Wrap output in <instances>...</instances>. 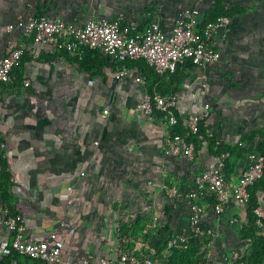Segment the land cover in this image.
Returning a JSON list of instances; mask_svg holds the SVG:
<instances>
[{
    "label": "crops",
    "instance_id": "0c3cea01",
    "mask_svg": "<svg viewBox=\"0 0 264 264\" xmlns=\"http://www.w3.org/2000/svg\"><path fill=\"white\" fill-rule=\"evenodd\" d=\"M38 2L43 0H0V21L6 23L19 15L36 16ZM97 15L116 14H110L106 7L100 12L91 10L74 16L72 20ZM4 41L2 35L1 46ZM59 54L41 50L35 58L27 55L19 68L21 77L17 71L9 85L0 86V142L12 179L8 189L11 205L23 215L27 231L33 237L57 231L63 264H70L89 256L110 257L117 243V226L126 221L122 218L125 208L111 206L110 194L95 180V172L107 160L105 150L121 145L123 151L133 150L137 155L145 152L147 158H135L125 165L139 168L133 169L131 177L127 175L128 181L147 179L155 183L160 177L166 179L171 167L178 169L179 160H171L165 153L167 126L159 118H149L140 108L147 89L135 80L136 73L146 78L137 66H130L129 73L117 79L118 66L114 63L89 59L88 63H94L96 68V73L91 74L71 56L48 60ZM210 67H194L186 72V82L176 92V110L180 118L187 113L206 115L208 132L218 141L235 144L242 133L240 129L231 127L226 132L213 123L214 113L210 112L213 100L208 97V86L199 78L200 70ZM25 78L30 82L26 88ZM18 81L21 85L15 84ZM104 109H108L107 114L102 112ZM230 123L234 124L232 119ZM201 149L208 153L206 144ZM244 162L243 158H233L229 178H235ZM140 168H145L144 174ZM155 168L160 169V175ZM257 197L264 209V186L258 189ZM130 210L133 214L135 206ZM244 217L246 220L244 207L231 203L220 223V239L233 233L236 240L238 233L227 222ZM5 238L0 214V248ZM18 260L21 264H37L20 256Z\"/></svg>",
    "mask_w": 264,
    "mask_h": 264
},
{
    "label": "built area",
    "instance_id": "2783aa9c",
    "mask_svg": "<svg viewBox=\"0 0 264 264\" xmlns=\"http://www.w3.org/2000/svg\"><path fill=\"white\" fill-rule=\"evenodd\" d=\"M200 22V8L197 6L181 7L171 17L159 10L150 25L141 31L137 30L134 21L122 14L97 15L72 21L49 12L40 16L19 15L6 23L0 21V37L5 35L4 44L0 45V85L11 82L12 71L23 56L35 58L41 50L66 52L81 60L86 50L97 49L115 63H121L116 68L117 79L129 73L130 68L122 64L126 61L144 60L159 76L173 73L178 64L188 60L198 68L210 67L220 60L221 40L229 36L234 24L226 16H219L198 29ZM135 80L141 85L145 84V78L139 73H136ZM29 84L25 78L23 86L28 87ZM177 105V93L161 95L156 92L150 95L146 92L140 103V108L149 118L153 117L154 109L163 114L161 120L167 126L165 153L169 158L179 160L180 174H169L170 185L165 183L167 175L155 191L154 197H160L164 203L161 208H155L160 210L153 211L149 218L135 213L130 222L142 219L146 223L140 235L123 237L121 242L124 246L119 248L116 243L110 257L89 256L70 264H160L155 247L160 238L156 232L167 224V208L178 210L180 214L163 232L166 251L195 241L201 248V264H248L250 240H246L245 246H240L241 241L237 238L232 247H226L223 251L220 223L231 203L243 207L248 202L249 187L263 175L264 156L255 147L239 157L245 159L244 168L236 173L234 179L229 178V166H226L230 159L229 152L218 157L207 153V160L199 165L194 164L198 151L188 138L198 134L199 122L204 120L206 124L207 116L187 113L186 117L180 118L185 128L183 135H171L168 129L178 124L174 113ZM102 112L107 114L108 109ZM197 138L202 140L201 136ZM243 148L248 149V146L243 145ZM170 170L172 172L173 168ZM185 176L187 181L183 180ZM0 214L6 232L0 248V259L12 250L38 264H63V249L57 231H48L36 238L28 233L21 213L11 214L8 207L0 203ZM254 214L259 234L264 236V209L259 201ZM245 223L244 217L243 220H233L231 226L237 234ZM151 230L156 237H146ZM130 243L133 244L132 249H128ZM220 251L224 254L217 261ZM12 264L21 263L13 261Z\"/></svg>",
    "mask_w": 264,
    "mask_h": 264
},
{
    "label": "rangeland",
    "instance_id": "374dc122",
    "mask_svg": "<svg viewBox=\"0 0 264 264\" xmlns=\"http://www.w3.org/2000/svg\"><path fill=\"white\" fill-rule=\"evenodd\" d=\"M223 4L225 7L243 6L244 12L233 18V30L227 38L221 40L223 46L220 60L205 70L206 72L200 70L205 78H199L202 84L208 86V97L213 100L210 109V112L214 113L213 123L219 129L224 128L226 132L231 127L240 129L242 133H239L238 140L246 138L251 131L264 135V0H223ZM212 5L213 0H50L46 12L72 20L74 16L85 15L91 10L100 12L107 7L110 14L117 16V13H122L138 21L142 16H146L145 13L153 16L160 10L167 12L171 17L181 7L192 6L200 8L202 18L208 9H212ZM194 70L199 71L197 68ZM231 119L234 124L230 123ZM225 122L227 127L224 126ZM105 152L107 160L97 169L94 176L97 185L110 194V205L116 204L125 208L122 218L125 217L128 222L137 212L149 218L153 211H159L160 209L155 208H161L164 203L160 197L153 196L164 180L163 177L155 183L147 179L128 181L127 177H131L133 169L139 168L125 165L137 158H147L145 152L137 155L133 150L123 151L121 145L110 147ZM206 154L203 149H199L193 163L201 164L206 160ZM147 168L152 169L149 166ZM144 169L140 168V171L143 173ZM156 170L160 175V169ZM169 174L178 176L180 170L168 171ZM134 206L136 210L131 214L130 209ZM230 223L232 222L228 221L227 226ZM235 238L233 233L223 236V251L235 244ZM223 254L224 252L220 251L216 260H220Z\"/></svg>",
    "mask_w": 264,
    "mask_h": 264
},
{
    "label": "trees",
    "instance_id": "16d2710c",
    "mask_svg": "<svg viewBox=\"0 0 264 264\" xmlns=\"http://www.w3.org/2000/svg\"><path fill=\"white\" fill-rule=\"evenodd\" d=\"M50 0H43V2L40 3L38 7V13L36 16L41 15L42 13L47 11V5ZM44 10V11H43ZM154 13L152 16L149 13H145L146 16L141 18L138 21H134L133 18L126 17L129 20L134 21V23L137 26V30L141 31L145 27L150 25V22L154 18V16L158 13ZM244 12L243 6L238 5H232L225 7L223 4V0H213L212 9H208L206 13L202 16L201 22L198 26V29H201L204 25H206L208 22H211L215 20L219 16H226L233 20V18L237 15H241ZM153 13V12H152ZM141 15V14H140ZM72 21V20H70ZM124 24V22H122ZM58 56H66L69 57V55L66 52H61L59 55L56 56H50L48 58L49 61L55 60ZM26 58V55L22 57L19 64L13 69L12 74L15 72L19 74L20 76V66H22L23 60ZM101 59L103 61H106L108 63H114L116 66H121V63H115L114 60H112L110 57L105 56L103 53H101L99 50H86L84 53V56L81 60L77 58H73L75 62H78L80 65L83 66L87 71H89L91 74L96 73V68L94 67V63H88L89 59ZM92 62H94L92 60ZM124 65L130 66H137L140 71L146 76L145 78V86L147 89V92L152 95L154 93H159L161 95H167V94H173L178 92L179 85L183 83L186 78L188 77L187 71L192 70L195 66L191 63L190 60L185 61L184 63L178 64L175 71L173 73H167L164 76H159L154 73L152 67L148 66L144 60H134V61H126L122 63ZM113 65V64H112ZM117 68V67H116ZM11 74V77H12ZM20 79V78H19ZM10 84V83H9ZM0 85L1 87L5 88L7 85ZM16 85L20 84L19 81L15 82ZM21 85V84H20ZM26 88V87H25ZM175 115L178 118V124L174 127H170L168 129V132L171 135L174 134H181L185 132V128L182 124V121L177 113V110H174ZM153 117L162 119V113L153 110ZM201 136L202 140H199L197 137ZM189 140L193 141L195 144V150L198 151L202 148L203 144H206V148L208 151V154L212 157H218L222 153L229 152L230 159L227 160L226 166H229V170L232 168V162L231 160L234 157H243L249 152L252 148H257L259 152L264 156V135L257 133V131H251L250 134L243 139H239L235 144H231L228 142H224L223 140L218 141L215 135L210 134L208 132V129L206 127V124L204 123V120H201L199 122V131L196 135H191ZM206 142V143H205ZM243 145H247L248 149L243 148ZM231 162V164H230ZM0 203L6 207H8L11 214H17L18 211L14 209V207L11 205L9 199H8V189L11 185V175L7 169V164L5 160L2 157V151H1V142H0ZM187 177L185 176L183 180H186ZM165 183L167 185L172 184V181L170 179V176L168 175ZM264 186V171L263 175L260 179L255 181L248 189L249 192V200L248 202L243 206L245 209V216H246V223L242 226L238 233V238L241 241L239 244L240 246H245L247 244L246 240L249 239V250L250 254L247 259L248 264H262L264 261V236L259 234L260 229L256 225V215L254 214V210L258 206V197H257V191L259 188ZM181 210V209H180ZM166 213L168 214V221L164 228L156 232V235H159L160 241L158 244H156L157 249V260L160 264H201L202 258L200 256L201 248L199 247V243L195 241H190L185 246H180L179 248H175L172 250L166 251L165 244L166 239L163 235V232L168 228L169 223L176 217V215L180 211H174L172 209L167 208ZM146 223L142 221V219H138L136 222H120V224L117 226L116 229V238L118 240L117 244L119 248H122L124 245L121 242V239L123 237L125 238H132L135 236L140 235L141 230L143 229L144 225ZM155 236V232L151 230L148 233V236ZM156 237V236H155ZM133 244L130 243L128 245V249H132ZM244 257L245 254L243 253ZM20 255L12 250L9 251L8 254L3 256L0 259V264H12L13 261L20 262L18 260V257ZM23 257V256H20ZM26 259H30L27 257H24ZM32 260V259H30ZM35 261V260H33ZM37 264L38 262L35 261Z\"/></svg>",
    "mask_w": 264,
    "mask_h": 264
}]
</instances>
